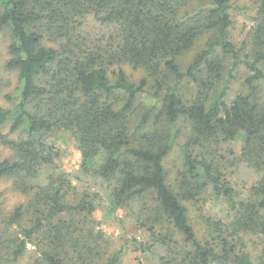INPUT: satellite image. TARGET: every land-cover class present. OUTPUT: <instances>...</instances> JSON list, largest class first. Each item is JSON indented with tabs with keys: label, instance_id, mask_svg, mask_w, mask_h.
Listing matches in <instances>:
<instances>
[{
	"label": "trees",
	"instance_id": "trees-1",
	"mask_svg": "<svg viewBox=\"0 0 264 264\" xmlns=\"http://www.w3.org/2000/svg\"><path fill=\"white\" fill-rule=\"evenodd\" d=\"M245 1L235 43L234 0H0L17 82L4 94L0 75V264H121L130 242L156 264H264V105L229 96L239 69L264 85V0ZM60 132L81 155L74 175L48 142ZM236 162L260 175L240 197ZM219 200L228 220L205 211ZM97 210L140 237H107Z\"/></svg>",
	"mask_w": 264,
	"mask_h": 264
},
{
	"label": "rangeland",
	"instance_id": "rangeland-1",
	"mask_svg": "<svg viewBox=\"0 0 264 264\" xmlns=\"http://www.w3.org/2000/svg\"><path fill=\"white\" fill-rule=\"evenodd\" d=\"M235 6H233L230 10L232 19H233V26L231 28V38L235 43L242 41L247 31L249 30L250 26L252 25L251 17H252V10L250 4L245 0H234ZM95 27V22L92 19H89V23L87 28L92 29ZM10 43V39L7 33L2 32L0 33V75L1 77L8 82L9 88H7L4 92L11 93L12 95L16 96V91L14 89L17 85L16 82V75L15 73H11L7 71L4 67L6 61L8 60V53L7 47ZM200 46H195L193 50L187 53L180 62L182 64L188 63L191 60L192 56L196 53ZM129 74V73H128ZM246 71L239 69L237 73L236 81H233L230 86L229 96L232 98L238 94L244 95H255L257 102L261 105H264V85L262 86L259 84L255 87V90H251L246 85H244ZM139 101H143L146 105H150L153 100L148 96H142ZM0 105L8 108L10 107V103L6 102L5 98L1 96L0 98ZM48 142L54 146L61 154V165L63 169L69 174H76V172L80 169L81 165V155L79 151L76 149L75 142L72 136L66 132H60L53 138L49 139ZM241 140L238 139L234 142L231 148L234 150L235 155H239L240 151V144ZM178 164V153L176 151H171L168 157L166 158L164 165L167 170H171L174 168L175 165ZM228 174L230 176V181L233 184L234 190H236L237 195L240 197L246 193V191L252 186L258 179L259 174L247 167L246 164H238L237 162L228 169ZM93 182H95L91 177H89ZM96 189L97 188H93ZM102 190V188L100 189ZM103 198L105 197V192H102ZM7 196V211H10L11 208L16 204L17 198H15L10 193L6 194ZM107 200L104 201L106 204ZM205 211L207 214H211L217 219L221 220H228L226 216L229 213L227 203H223V200L219 201H212L205 207ZM122 213L118 212L115 217H121ZM94 218L97 221L103 220V215L101 210H97L94 213ZM100 229L106 233L107 237L111 238L112 240L118 242L119 238L123 234H133L137 237H140V234L130 227L128 224L124 226L125 232L122 230L120 224L116 221V218H112L111 220H103ZM128 233H127V232ZM255 240L254 237H246L247 247L246 251H249L252 255L257 254L259 252L258 247L253 243ZM131 242L129 243L128 249L123 253L121 258V264H156L153 260L134 252L132 247L130 246ZM31 250V248H29ZM31 254L24 257L23 260L20 261L18 264H35L34 258L30 259Z\"/></svg>",
	"mask_w": 264,
	"mask_h": 264
}]
</instances>
